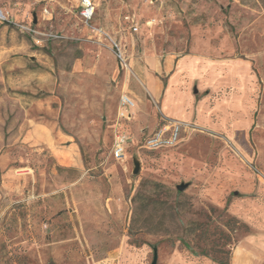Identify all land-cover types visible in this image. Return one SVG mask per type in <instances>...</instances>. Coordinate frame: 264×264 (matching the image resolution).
<instances>
[{
	"label": "rangeland",
	"instance_id": "obj_1",
	"mask_svg": "<svg viewBox=\"0 0 264 264\" xmlns=\"http://www.w3.org/2000/svg\"><path fill=\"white\" fill-rule=\"evenodd\" d=\"M93 1L0 0V264L264 263V0Z\"/></svg>",
	"mask_w": 264,
	"mask_h": 264
},
{
	"label": "built area",
	"instance_id": "obj_2",
	"mask_svg": "<svg viewBox=\"0 0 264 264\" xmlns=\"http://www.w3.org/2000/svg\"><path fill=\"white\" fill-rule=\"evenodd\" d=\"M80 16L84 21L89 22L95 15V3L93 0H81ZM4 13L0 9V19H3ZM116 46V56L126 65V60L122 49ZM135 106L134 101L128 96L121 97V109L115 124V133L112 147V154L117 160H124L126 157L127 146L130 140V134L123 126V121L131 119V111ZM183 131V123L179 120L164 118L163 124L154 131L145 140L144 147L149 150L172 147L178 144Z\"/></svg>",
	"mask_w": 264,
	"mask_h": 264
},
{
	"label": "crops",
	"instance_id": "obj_3",
	"mask_svg": "<svg viewBox=\"0 0 264 264\" xmlns=\"http://www.w3.org/2000/svg\"><path fill=\"white\" fill-rule=\"evenodd\" d=\"M95 9H96V5H95ZM80 18L83 20V18L81 16H80ZM148 84L150 85L151 88L154 89V93L156 95H158L159 85L157 83H155V81L152 78H150ZM178 101H180V100H179L178 95L176 94L173 86L169 85V87L166 89V93L163 97V111L166 114L167 118L174 119V120H177L176 118H182V115H181V113L178 112V109H175L173 107V104H176ZM132 113H133V111H131V114ZM125 125H126V123L123 122L124 127H125ZM114 132H115V125L112 124V135H114ZM113 140H114V138H113ZM260 231H262V230L257 228L253 233L247 235L246 237H244L243 239H241L238 242V244L236 245V247L234 249V253L232 256V261H231L232 264H235L236 262L241 260V258H246L248 249H247V245L244 243H246L247 241L250 242L248 244L249 246H252V247L255 246L256 248L262 246L261 240L258 238L261 235ZM249 251L254 253V250H252V249H250ZM254 264H264V263H262L260 261L258 262L257 260H254Z\"/></svg>",
	"mask_w": 264,
	"mask_h": 264
},
{
	"label": "water",
	"instance_id": "obj_4",
	"mask_svg": "<svg viewBox=\"0 0 264 264\" xmlns=\"http://www.w3.org/2000/svg\"><path fill=\"white\" fill-rule=\"evenodd\" d=\"M139 169H140V163H139V161L136 160L135 161V169H134V172L137 173L139 171ZM185 187H186V185L185 184H182V185H179L178 186V189L179 190H183ZM153 264H155V260H154Z\"/></svg>",
	"mask_w": 264,
	"mask_h": 264
},
{
	"label": "trees",
	"instance_id": "obj_5",
	"mask_svg": "<svg viewBox=\"0 0 264 264\" xmlns=\"http://www.w3.org/2000/svg\"><path fill=\"white\" fill-rule=\"evenodd\" d=\"M217 261H218L219 263H221V264H226L225 261H223V260H220V259L218 260V259H217Z\"/></svg>",
	"mask_w": 264,
	"mask_h": 264
}]
</instances>
